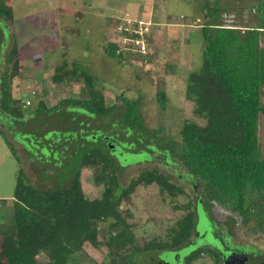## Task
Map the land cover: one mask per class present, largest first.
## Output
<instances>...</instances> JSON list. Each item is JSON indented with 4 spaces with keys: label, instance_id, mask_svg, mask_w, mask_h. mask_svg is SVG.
<instances>
[{
    "label": "rangeland",
    "instance_id": "374dc122",
    "mask_svg": "<svg viewBox=\"0 0 264 264\" xmlns=\"http://www.w3.org/2000/svg\"><path fill=\"white\" fill-rule=\"evenodd\" d=\"M13 6L14 22L0 19V105L3 78L9 76L10 93L14 99L22 101L23 110L31 113L38 103L44 101L53 108L60 101L91 99L92 93L84 78H72L63 84H55L53 75L56 68L66 63L70 70L87 72L94 77V89L102 91L107 107L117 105L108 117L100 118L87 112L67 108L48 114L40 120L36 134L46 141L53 140L56 145L50 149L42 146L41 153L46 157H36L31 129L20 123L12 125V130L20 126L23 135H16L14 144L22 158L28 182L45 187H64L70 183L67 171L58 169L64 154L74 155L79 146L76 132L88 134L93 138L109 137L110 145L118 153L114 156L118 166V177L122 186L127 187L132 180L145 170L158 169L167 174H175L179 180H194L183 164L165 147L159 139H152L143 132H128L123 126L124 99L140 100L141 115L148 129H162L159 137L180 140L185 122L192 121L205 125V121L194 112V102L187 99V85L192 72L202 68L204 41L202 25L205 22L200 0H6ZM213 1V0H209ZM263 0H222L228 11L223 15L224 24L242 30L258 26V7ZM141 20L152 25V54L149 59L130 57L126 64L107 55L106 49L115 36V29L127 21ZM119 21V23H118ZM18 53L10 60L14 44ZM164 92L167 109L162 110L158 93ZM27 102H31L30 106ZM1 111V110H0ZM64 117V118H63ZM3 130H9L0 121ZM11 129V128H10ZM11 130V131H12ZM83 131V132H82ZM13 140V134L7 131ZM84 134V136H86ZM43 135V136H42ZM81 137L86 141L89 136ZM43 140L39 141L42 143ZM102 146V140L96 141ZM91 142H82L88 149ZM47 144V142H46ZM260 144L264 154V116L261 119ZM76 146V147H75ZM82 148V149H85ZM33 153V155L30 154ZM72 155V156H73ZM69 156V155H68ZM67 156V160L71 159ZM73 160V159H72ZM120 160V161H119ZM61 162V161H60ZM68 162V161H66ZM67 164V163H66ZM60 166V165H58ZM64 168V165H62ZM69 168V167H68ZM67 168V169H68ZM20 165L9 146L0 135V245L5 238L13 237V198ZM100 174L99 166L85 167L82 171V187L91 200L102 197L104 187L96 183ZM197 182H199L197 180ZM187 188V185H186ZM193 195L196 191L186 190ZM202 195V185L198 187ZM132 210L129 223L139 242H162L167 236L168 216L179 217L181 213L171 212V203H166L159 187L139 186L123 204V209ZM215 223L234 226L233 242L245 241L257 251V258L264 259V231L252 223L242 225V218L223 206L208 207ZM179 214V215H178ZM125 215V214H124ZM228 219V220H227ZM205 222L200 227L204 229ZM108 225L99 226L100 234H105ZM102 240V237L100 238ZM108 248H95L86 243L83 251L71 257L68 264H105ZM135 264L140 259L135 257ZM41 264H47L45 255L39 256ZM205 264L206 257L200 260Z\"/></svg>",
    "mask_w": 264,
    "mask_h": 264
},
{
    "label": "trees",
    "instance_id": "16d2710c",
    "mask_svg": "<svg viewBox=\"0 0 264 264\" xmlns=\"http://www.w3.org/2000/svg\"><path fill=\"white\" fill-rule=\"evenodd\" d=\"M200 1L205 18L203 64L200 71L190 74L186 97L194 102V112L205 125L185 122L178 141L159 137L162 129L146 127L140 100L125 98L123 126L130 133L143 132L152 139H159L156 141L165 144L172 156L189 171L190 178L199 181L208 200L241 217L243 225L252 223L264 231V154L260 144L264 116V0L258 7V26L246 30L224 24L223 15L228 10L223 7L222 0ZM0 19L12 22L15 19L13 6L6 0H0ZM106 52L122 64L130 59V53L123 56L113 42H109ZM17 53L15 43L9 62ZM66 65L56 68L53 82L63 84L72 78H84L92 93L91 99L69 98L53 108L40 101L37 109L28 113L23 110L22 101L11 96L9 76L2 81L0 121L9 130L0 127V135L20 169L13 198V237L5 238L0 245V264H41L40 255L47 257V264H68L71 257L83 251L86 243L95 248H108L105 264H135L132 256L143 248L129 223L132 210L123 209V204L139 186L154 184L166 203H171V212L182 213L177 226L167 227L164 241H154L145 248H172L186 242L192 235L195 216L191 205L179 206L175 200L186 191L158 169L145 170L127 187L122 186L114 158L119 159L121 155L103 137L93 138L83 131V134L76 132L80 142L75 147L79 153L74 151L72 156L64 152L59 161L55 160L56 168L67 171L65 176L70 180L67 186L39 188L28 182L25 169L21 167L22 158L13 142L16 135H23L22 128L12 130L13 124L20 123L31 129L34 137L26 141L37 146L36 157H46L41 153L43 145L54 157L58 151L52 152L50 148L56 145L55 134L53 140L48 141L46 137L37 136L41 127L36 128L35 124L40 120L63 106L67 108L62 115L68 116L69 110H77V113L83 110L100 118L110 116L117 109V105L106 106L104 93L94 89L93 76L77 69L70 70ZM158 101L161 109L166 110L164 92L158 93ZM7 131L14 135L13 140ZM84 134L89 136L86 141L80 140ZM97 139L104 145H96ZM41 140L43 142L39 143ZM82 142H91V146L86 149L81 146ZM67 156L73 160H67ZM92 165L100 167L95 179L104 187L102 197L94 200L88 198L82 187V171ZM100 224L108 225L105 234H100Z\"/></svg>",
    "mask_w": 264,
    "mask_h": 264
},
{
    "label": "flooded vegetation",
    "instance_id": "af4514ba",
    "mask_svg": "<svg viewBox=\"0 0 264 264\" xmlns=\"http://www.w3.org/2000/svg\"><path fill=\"white\" fill-rule=\"evenodd\" d=\"M103 138L109 145L110 138ZM167 175L174 179L176 177L173 173ZM191 180H194L191 184H187L189 180H179L177 184L184 191L194 189L196 192L193 195L188 192L179 194L175 200L179 206L191 205V211L195 216L192 235L186 242L172 248H145L147 243H144L143 251L135 255L140 259L139 264H203V261H200L203 257L208 260L205 264H264V259L257 258L256 249L249 243L233 242L234 226L231 227L230 224L219 226L215 223L208 207L219 204L208 200L204 194H198V187L201 184L195 179ZM178 218L180 216L176 218L168 216L170 228L177 226ZM202 221L205 222L204 229L200 227Z\"/></svg>",
    "mask_w": 264,
    "mask_h": 264
},
{
    "label": "built area",
    "instance_id": "2783aa9c",
    "mask_svg": "<svg viewBox=\"0 0 264 264\" xmlns=\"http://www.w3.org/2000/svg\"><path fill=\"white\" fill-rule=\"evenodd\" d=\"M152 25L141 20L127 21L120 24L115 31L112 42L118 46L123 56L144 57L152 54ZM32 103L27 102L30 106Z\"/></svg>",
    "mask_w": 264,
    "mask_h": 264
},
{
    "label": "water",
    "instance_id": "95a60500",
    "mask_svg": "<svg viewBox=\"0 0 264 264\" xmlns=\"http://www.w3.org/2000/svg\"><path fill=\"white\" fill-rule=\"evenodd\" d=\"M110 145V144H109ZM111 148H113V145H110ZM238 256V255H237ZM239 257V256H238Z\"/></svg>",
    "mask_w": 264,
    "mask_h": 264
}]
</instances>
